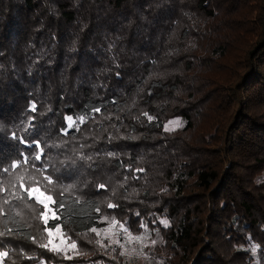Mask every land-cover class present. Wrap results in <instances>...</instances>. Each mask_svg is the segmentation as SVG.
<instances>
[{
  "label": "trees",
  "instance_id": "16d2710c",
  "mask_svg": "<svg viewBox=\"0 0 264 264\" xmlns=\"http://www.w3.org/2000/svg\"><path fill=\"white\" fill-rule=\"evenodd\" d=\"M25 157L75 256L5 192L1 264H130L89 231L109 216L164 264H264V0H0V182Z\"/></svg>",
  "mask_w": 264,
  "mask_h": 264
},
{
  "label": "snow or ice",
  "instance_id": "6c2138e0",
  "mask_svg": "<svg viewBox=\"0 0 264 264\" xmlns=\"http://www.w3.org/2000/svg\"><path fill=\"white\" fill-rule=\"evenodd\" d=\"M33 109H35V105H33ZM95 111H99V109H96ZM147 115V114H145ZM69 121L68 127L71 128L74 126V122L72 120V117L67 118ZM84 117H79V120L81 123L84 122ZM149 120L152 119V117H148ZM169 125L172 126H180V121L174 120L169 121ZM169 125H165V130L170 131L172 130ZM35 160L40 159V155L37 154L34 157ZM29 163V160L27 157L24 158V160L21 161H13L10 164V167L4 168L3 171L5 173H9L10 178L0 182V193H9L11 196V199L14 200H20L25 202V206L28 207L33 213L36 214L35 218L40 220L43 225L45 226L43 231L48 234L47 236V243H42L40 246L44 248H48L49 245H52V248L50 250L53 251H61L62 249L59 248L57 245L53 244L52 237L55 233H61L63 225L60 223H54L51 227H49V221L53 220H60L62 216V211L67 207V205L57 200L52 194V189L50 186L54 185V182L49 175H43L42 169H37V172H40L42 175V181L38 180L35 175L29 174L27 172V169H23V171H15L16 169L23 168L24 164ZM34 167V165H33ZM72 186L69 185L67 188H65L60 195H63L65 191H68ZM100 188H103L104 185H100ZM32 200L35 202V205H39L40 208L37 209L35 205L27 204L26 201ZM78 202V201H77ZM11 203V200L6 196L3 199V202L0 203V215H5V209L4 205H8ZM109 208L116 207V205L109 203ZM96 211H99V208L96 209ZM19 215V213H17ZM103 219H107V217H104ZM162 224L165 226L168 225L167 220L161 221ZM119 222L113 218L111 221H109V227L104 229H97L95 227H92L89 229L90 232L96 233L98 236L101 235V233L104 234V237L106 239H110L111 244H118L124 251H122L121 255H130L132 252H135L136 249L128 250L125 246L129 243H132L134 241H143L146 240V236H133L132 233L128 231L127 228L124 227L123 224H119V227L123 230L125 241L124 243H120L118 239L115 237L117 236V233H111V238L109 237L110 230L114 228ZM143 226V225H142ZM11 229H9L7 232L0 231V236H4L6 234H11ZM35 240V238H33ZM97 244H100L101 246H105L102 244V241L97 240ZM152 244H155L156 241L153 240L151 242ZM70 248L75 249L76 248V242L73 241L71 245H69ZM106 247V246H105ZM6 252H0V258L6 256Z\"/></svg>",
  "mask_w": 264,
  "mask_h": 264
},
{
  "label": "rangeland",
  "instance_id": "374dc122",
  "mask_svg": "<svg viewBox=\"0 0 264 264\" xmlns=\"http://www.w3.org/2000/svg\"><path fill=\"white\" fill-rule=\"evenodd\" d=\"M199 54V53H198ZM223 61V60H222ZM227 62H223V64H226ZM226 68V67H225ZM224 70H229L227 67V69ZM227 71H224V73H226ZM211 75H216V74H211ZM207 76V75H206ZM174 120H178L180 121V126H172L169 125V121H174ZM69 124V123H68ZM165 125H169V127L172 129L170 131L165 130ZM186 126V121L181 119V118H176V117H172V118H168L167 120H165L164 125H163V133H175L177 131H180L182 129H184ZM113 219V217H108L106 221V225L105 227L101 228H108L109 227V221H111ZM116 220V219H115ZM163 220H167V218L165 217H159L157 219L158 224L163 227L166 228L169 225V221H168V225L165 226L164 224L161 223V221ZM42 223V222H41ZM43 224V223H42ZM120 224V223H119ZM119 224H117L114 228H112L110 230L109 233V237L111 238V233H117V236L115 237L116 239H118L120 241V243H124L125 241V236L123 233V230L119 227ZM143 225V226H142ZM140 226V228L138 229V232H133L130 229H128L126 226H124L125 228L128 229V231L130 233H132L133 236H146L147 239L143 240V241H134L132 243L127 244L125 247L128 250L131 249H136L135 252H132L130 255L126 254V255H121L120 253L122 251H124V249H122L118 244H111L110 243V239H106L104 237V234L101 233V235H97L95 233V236L97 237V240L102 241V244L105 246H101L99 244V252L100 254H104L106 256L107 259L112 260L114 257L113 255L115 253H117L122 261L128 262L130 264H149L150 259L152 258L153 254V250H155V248L157 249L159 246H162L163 241L160 240L159 238L160 236L157 234L159 233L158 228H148L144 223ZM44 226V225H43ZM45 227V226H44ZM46 233V232H45ZM48 236V234L46 233V237ZM155 240L156 243L152 244L151 242ZM52 241L53 244L57 245L59 248H61V251H53L50 250L52 248V245H49V247L47 248V250L52 251V252H57V253H61L63 256L70 258L72 256H75V249H72L69 247V245H71L72 241H70L61 231V233H55L52 237ZM46 243H47V239H46ZM161 244V245H160ZM250 253L252 252L253 255L256 256V252H255V248H249ZM156 252V251H155ZM3 258H0V264L2 262ZM156 260V261H155ZM151 259V261H155V263L157 262V264H164V257L163 256H157L156 255V259ZM254 261H258L257 257L254 259ZM46 264V263H44Z\"/></svg>",
  "mask_w": 264,
  "mask_h": 264
},
{
  "label": "built area",
  "instance_id": "2783aa9c",
  "mask_svg": "<svg viewBox=\"0 0 264 264\" xmlns=\"http://www.w3.org/2000/svg\"><path fill=\"white\" fill-rule=\"evenodd\" d=\"M3 260V259H2ZM2 263V262H1Z\"/></svg>",
  "mask_w": 264,
  "mask_h": 264
}]
</instances>
